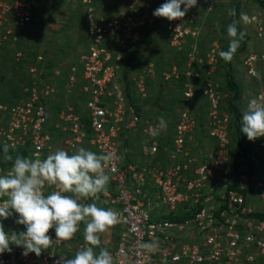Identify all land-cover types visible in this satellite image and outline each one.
<instances>
[{"label": "built area", "instance_id": "1", "mask_svg": "<svg viewBox=\"0 0 264 264\" xmlns=\"http://www.w3.org/2000/svg\"><path fill=\"white\" fill-rule=\"evenodd\" d=\"M41 1L0 0V71L6 69L2 62L14 63L22 74L19 97L0 103V145H9L15 155L42 159L60 149L58 142L68 153L86 143L97 154L112 152L119 157L103 166L109 176L105 188L82 200L117 214V222L99 234L106 244L95 249L106 248L113 264H260L264 260V137L257 146L234 155L227 132L229 116L222 114V98L210 86L209 117L217 127L207 132L214 144L209 155L199 158L188 145L198 132H192L196 119L186 108L174 132L151 136L143 148L148 162L128 160L121 147L127 133L123 129L127 121L131 127L141 119L125 90L123 58L140 40L143 13L152 4L136 0L108 18L98 13L94 0H79L87 16L85 51L72 64L57 67L47 51L23 45L47 10ZM259 10L246 14L247 23L264 40V9ZM245 60L249 74L255 76L264 52ZM138 87L145 98L144 83ZM193 96L194 85L186 83L184 102ZM253 98L264 101V94ZM162 151L169 153L165 165L158 159ZM10 166L11 162L0 160V174ZM52 190L54 186L46 184L44 194ZM14 219L2 221L6 232L23 231ZM83 229L80 222L69 240L51 244L39 257L22 256L20 247L10 245L12 251L0 255V264H54L58 256L70 258L85 245ZM48 234L55 239L52 229ZM152 241L159 245L154 251L138 246Z\"/></svg>", "mask_w": 264, "mask_h": 264}, {"label": "rangeland", "instance_id": "2", "mask_svg": "<svg viewBox=\"0 0 264 264\" xmlns=\"http://www.w3.org/2000/svg\"><path fill=\"white\" fill-rule=\"evenodd\" d=\"M94 1L98 13L108 18L118 15L127 6L136 2V0ZM144 1L150 6L152 4V8L148 9L149 12L147 10L143 13L145 23L139 31L140 40L125 51L123 58L124 84L131 96L129 101L136 108L141 123L131 127L128 126L129 121L125 124L127 129L124 128L123 132L127 133L121 139L123 155L137 164L148 162V158L143 155V148L151 142V136L145 132H149V128L161 117L166 121L163 132H174L179 116L186 108L196 119L197 127L192 132H198V137L189 141L188 145L199 158L203 159L205 155H209L214 144L207 132H212L217 127L209 117V98L206 91L210 86L215 87L222 98L220 104L222 114L226 113L229 116L227 132H230V146L234 155L243 148L242 145L246 151L257 146L263 137L250 141L242 133L244 137L242 141L240 130L236 129L235 116L230 110L233 94L226 85L225 72H231L238 86L240 97L235 101V107L241 116L250 98L256 93L264 94V61L255 67V76L249 74L245 66L247 57L254 53L260 56L264 52V40L257 37V29H254V26L240 20L241 14H258L259 4L254 0H197L196 6L190 8L184 17L169 21L152 15L153 10L162 4L161 0ZM41 2L47 10L40 14L41 21L34 35L28 37V41L23 42V45L28 49L35 47L47 51L48 59L53 66H68L85 51L87 17L85 10L79 0ZM236 7L238 31L241 30L248 40L244 51L240 54L234 53L232 59L226 62L218 53L228 48L231 38L226 33V26L232 23L228 12ZM2 63L6 69L4 72L0 71V103H11L19 97L22 74L15 70L14 63ZM211 69L213 71L208 74ZM142 82L145 98L138 87V83ZM186 83L194 85L193 100L188 103L183 100ZM68 98L71 100L69 95ZM78 107L81 109V106ZM222 114L219 113L221 117ZM210 127H213L212 130ZM165 138L170 146L168 140H171V134L168 133ZM80 147L95 152L86 143ZM168 154L162 151L159 156L162 165L168 161ZM262 163L264 164V159ZM102 238L103 236L100 246L106 244ZM260 264H264V260Z\"/></svg>", "mask_w": 264, "mask_h": 264}, {"label": "clouds", "instance_id": "3", "mask_svg": "<svg viewBox=\"0 0 264 264\" xmlns=\"http://www.w3.org/2000/svg\"><path fill=\"white\" fill-rule=\"evenodd\" d=\"M196 4L197 0H164L152 15L171 21L184 17ZM228 15L235 16V10H229ZM240 20L247 23L249 17L241 14ZM226 33L231 38L228 48L218 55L227 62L240 46L244 33L238 32L236 21L226 26ZM165 128L166 121L161 117L148 134L157 136ZM239 130L250 141L264 137V101L248 100L240 116ZM0 156L11 162L10 170L0 174V198H3L0 199V255L10 253V245H15L22 249V256L32 253L39 257L51 244L69 240L78 231L80 222H84L85 245L70 258L58 256L54 264H113V256L106 248L95 249L101 244L99 234L117 222V214L82 200L105 188L109 176L103 166L119 159L115 153L97 154L79 147L72 154L57 149L42 159L21 155L13 158L9 155V145L4 144L0 145ZM46 184L54 186V190L44 194ZM13 216L15 224L24 226L23 231H5L2 221ZM49 229L55 239L48 234ZM138 246L151 252L159 245L152 241Z\"/></svg>", "mask_w": 264, "mask_h": 264}, {"label": "trees", "instance_id": "4", "mask_svg": "<svg viewBox=\"0 0 264 264\" xmlns=\"http://www.w3.org/2000/svg\"><path fill=\"white\" fill-rule=\"evenodd\" d=\"M161 2L163 3V0H161ZM254 2L257 3V4H259V6L264 9V2L262 0H254ZM234 10H235L236 15L230 17V21L231 22H233V21H236L237 22V19H238L237 7L234 8ZM239 31H241V30H239ZM247 40H248V38L244 35L243 36V39L240 42V46L237 48V50L235 52L236 54H240V53H242L244 51V49H245V43H246ZM124 79H125V75H124V72H123V82H124ZM225 80H226V85H227L228 89L233 94L232 100L230 101V103H231L230 104V110H231L232 114L235 116L236 129L239 131V127H240V122H239L240 121V114L237 111V108L235 107V101L240 97L239 89H238L237 84L233 80V77L231 75V72H229V71H226L225 72ZM124 86H125V84H124ZM126 88H127V86H125V90H126ZM126 93L128 95V98L131 99V96H130V93H129L128 88L126 90ZM239 134H240V138H242V141H243L244 140L243 134L241 132H239ZM242 146H243V148H242L243 151H246L245 146L244 145H242ZM9 155H11L13 158H15V156H16L14 153H11V152H9ZM0 160H4L2 158V156H0ZM4 161L6 163H9L10 162V161H7V160H4ZM262 169H263V175H264V164L263 163H262ZM252 173H253V166L251 167L250 174H252Z\"/></svg>", "mask_w": 264, "mask_h": 264}, {"label": "crops", "instance_id": "5", "mask_svg": "<svg viewBox=\"0 0 264 264\" xmlns=\"http://www.w3.org/2000/svg\"><path fill=\"white\" fill-rule=\"evenodd\" d=\"M35 48V47H34ZM26 49H28V48H26ZM30 49V48H29ZM32 49V48H31ZM58 146L60 147V149H63V146H62V144L61 143H59L58 142ZM113 239H112V237H111V239H110V241H112Z\"/></svg>", "mask_w": 264, "mask_h": 264}]
</instances>
